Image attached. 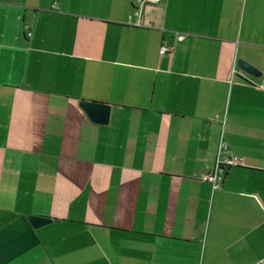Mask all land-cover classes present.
I'll return each mask as SVG.
<instances>
[{"label": "crops", "instance_id": "0c3cea01", "mask_svg": "<svg viewBox=\"0 0 264 264\" xmlns=\"http://www.w3.org/2000/svg\"><path fill=\"white\" fill-rule=\"evenodd\" d=\"M263 84L264 0H0V264H264Z\"/></svg>", "mask_w": 264, "mask_h": 264}, {"label": "built area", "instance_id": "2783aa9c", "mask_svg": "<svg viewBox=\"0 0 264 264\" xmlns=\"http://www.w3.org/2000/svg\"><path fill=\"white\" fill-rule=\"evenodd\" d=\"M140 6L143 2L157 3L160 0H133ZM55 6V4L53 5ZM138 13V11H136ZM169 45L166 39H163L160 47L159 54L164 55L169 51ZM264 87V84L262 85ZM241 164V159L232 154L226 146H222L219 154L217 156L214 166L208 170L203 171L199 175V180L209 183L213 189H217L221 186L224 174L226 170L230 167L239 166Z\"/></svg>", "mask_w": 264, "mask_h": 264}, {"label": "water", "instance_id": "95a60500", "mask_svg": "<svg viewBox=\"0 0 264 264\" xmlns=\"http://www.w3.org/2000/svg\"><path fill=\"white\" fill-rule=\"evenodd\" d=\"M238 67L251 75L254 76L259 75L258 70L251 64L247 63L246 61L239 60ZM80 105L87 112L88 116L92 121L102 124L107 123L108 115H109L108 105L85 102V101L81 102ZM27 220L29 224L35 229L50 222L49 219L38 216H27Z\"/></svg>", "mask_w": 264, "mask_h": 264}]
</instances>
